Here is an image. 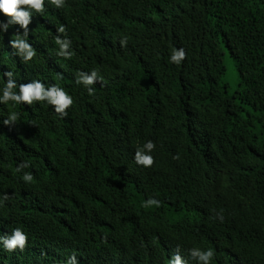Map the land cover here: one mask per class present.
I'll use <instances>...</instances> for the list:
<instances>
[{
    "label": "trees",
    "instance_id": "trees-1",
    "mask_svg": "<svg viewBox=\"0 0 264 264\" xmlns=\"http://www.w3.org/2000/svg\"><path fill=\"white\" fill-rule=\"evenodd\" d=\"M28 28L27 63L10 44L23 29L0 30V96L10 70L14 92L39 80L74 103L63 118L47 102L0 103V236L28 237L23 251L0 243V264H168L176 252L197 264L193 248H211V264H264V0H45ZM93 70L89 95L76 78ZM148 141L144 168L134 154Z\"/></svg>",
    "mask_w": 264,
    "mask_h": 264
},
{
    "label": "clouds",
    "instance_id": "clouds-1",
    "mask_svg": "<svg viewBox=\"0 0 264 264\" xmlns=\"http://www.w3.org/2000/svg\"><path fill=\"white\" fill-rule=\"evenodd\" d=\"M49 2L56 8H62L65 0H49ZM45 0H0V13L9 17V20L5 23L0 21V30L7 31L10 25L18 24L23 29V38L20 33L17 32L15 38L10 41L11 47L14 49V54L18 55L22 62L27 63L31 61L36 55L35 49L26 39L29 34L28 25L31 23L32 13H43ZM65 26L61 25L57 28V33H65ZM55 43L59 45L58 55L70 59L72 52L69 51L71 46V40L67 38H61L57 35ZM127 38H121L120 45L126 46ZM187 57V54L183 48L174 49L170 54V61L179 66ZM7 76L6 86L3 88V95L0 96V103L7 104L9 101L15 102L16 104H28L32 105L35 102H47V104L54 107L55 112L63 117H67L69 109L73 103V98L64 91L63 88L52 85L45 87V85L39 80H33L29 83L19 84V92L13 91L17 87L14 79V73L7 71L3 73ZM98 80V72L96 70L91 73L80 72L77 74L76 83L83 84L88 89L89 95L93 94V89L90 87ZM18 120V114L12 112L3 123L11 126ZM156 145L152 141H148L143 145V148H137L134 154V161L138 166L144 168H150L155 163V158L150 154ZM179 155H175L173 159H179ZM28 162H21L15 169L16 172H22L24 168L29 167ZM25 183H32L34 177L31 173L25 172L22 176ZM4 199H8L5 194ZM152 205L157 207L160 206V201L149 198L142 205L144 208H148ZM221 222L224 220V216L217 214V217ZM28 237L27 234L20 228L12 230L10 235L0 236V243L4 250L13 252L16 249L23 251L27 245ZM189 255L192 259L197 261V264H211L215 253L209 248L207 250H201L199 248H193L189 250ZM65 264H78L77 257L75 254L69 256ZM168 264H186L181 255L176 252L172 258L168 261Z\"/></svg>",
    "mask_w": 264,
    "mask_h": 264
},
{
    "label": "rangeland",
    "instance_id": "rangeland-1",
    "mask_svg": "<svg viewBox=\"0 0 264 264\" xmlns=\"http://www.w3.org/2000/svg\"><path fill=\"white\" fill-rule=\"evenodd\" d=\"M225 67L227 70L226 81L230 86V91L234 92L238 88V74L234 60L230 57L228 51H225Z\"/></svg>",
    "mask_w": 264,
    "mask_h": 264
}]
</instances>
